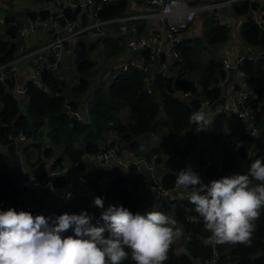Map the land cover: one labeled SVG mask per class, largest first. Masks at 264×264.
Here are the masks:
<instances>
[{
	"label": "trees",
	"instance_id": "obj_1",
	"mask_svg": "<svg viewBox=\"0 0 264 264\" xmlns=\"http://www.w3.org/2000/svg\"><path fill=\"white\" fill-rule=\"evenodd\" d=\"M128 1L104 3L97 11L98 18L110 20L122 17L128 11ZM231 10L239 17L246 16L248 12H261L264 27V3L246 1L233 5ZM79 14L80 7L63 10L67 21L79 20L80 25L85 26L88 16ZM27 16L31 20H46L50 14L40 11L30 12ZM224 17L227 19L228 16ZM12 21L6 18L0 23V64L12 60L17 50L21 25H12ZM241 24L240 36L244 43L250 47L264 48V29L250 15ZM145 30L146 22L142 20L137 33ZM230 34L229 25H220L213 13L203 14L202 35L187 38L179 44L177 50L180 59L174 62L171 73L154 75L150 92L145 90L143 74L138 70H113V66L121 60L123 51L119 42L128 34L102 36L93 44L80 36L76 41L74 58L71 59L75 71L71 80L44 67L40 73L41 87L30 80L24 84L25 102L14 93L13 80L0 83V210L15 208L17 211H31L33 215L48 216L49 210L44 212L45 207L36 210L33 206L21 204L19 198L23 192L11 191L19 181L25 163L38 178L47 174L49 169L64 166L63 174L53 178V188L69 191L71 198L69 204L61 205L53 215L87 210L98 217L101 210L92 206L96 196L105 199V207L114 204L115 200L133 213H144L147 198L141 193L145 184L143 174L137 173L133 167L126 171L125 176H111L98 171L87 173L86 165L81 163L83 156L95 154L108 146L127 149L146 158L155 155L156 164L164 162L166 168L164 173L159 174L165 190L173 189L180 169L188 167L189 162L193 171L210 181L238 172L246 174L253 161L264 160V111L257 110L259 103H264V56L254 61L245 59L239 66V70L249 74L254 83V94L247 104L256 112V136L249 137L240 129L233 128L227 114H215L203 133L200 153L196 155L194 139L189 131V116L198 107L199 100L217 101L226 78L221 58L212 56L203 60V55L208 50L213 52ZM101 45L105 59H112L106 67L111 79L93 82L92 52ZM141 55L146 60L147 52ZM186 92L191 95L181 101L177 95ZM126 110L129 120L124 121L120 114ZM76 111L81 113L83 120L73 116ZM46 127L49 146L42 148L41 139ZM20 134L25 136L27 142L17 141ZM154 134L161 139V145H156V141L151 142ZM111 135H115L116 139H109ZM139 137L150 141L143 143L145 151L140 150ZM205 155L215 162L204 170ZM51 156H54L52 160L49 159ZM193 208L186 198L175 195L153 209L174 217L187 236L183 247L178 248L180 251L174 244L170 246L168 259L163 264H197L212 257L213 246L220 254L219 264H264V209L256 221L250 246H212L206 242L210 233L204 230L202 219L199 224L187 219L190 215H197L194 210L186 211ZM64 235H74V232L70 230ZM128 251L129 259L123 264H135L131 251Z\"/></svg>",
	"mask_w": 264,
	"mask_h": 264
},
{
	"label": "clouds",
	"instance_id": "obj_2",
	"mask_svg": "<svg viewBox=\"0 0 264 264\" xmlns=\"http://www.w3.org/2000/svg\"><path fill=\"white\" fill-rule=\"evenodd\" d=\"M229 9L222 11L223 17ZM75 47L66 43L64 52L69 49L74 57ZM191 119L197 131L211 123L203 111ZM192 168L191 164L180 169L175 181L177 187L188 190L181 198L194 206L186 211L197 214L187 219L196 224L202 219L213 245L250 246L264 209V160L253 161L246 174L238 172L208 183ZM66 198H71L70 192ZM92 206L101 210L98 217L87 210L53 216L15 208L0 210V264H123L129 259L128 250L135 264H163L170 246L183 235L177 220L161 211L133 213L123 204L105 207L101 196L94 198ZM70 230L74 235H64Z\"/></svg>",
	"mask_w": 264,
	"mask_h": 264
},
{
	"label": "built area",
	"instance_id": "obj_3",
	"mask_svg": "<svg viewBox=\"0 0 264 264\" xmlns=\"http://www.w3.org/2000/svg\"><path fill=\"white\" fill-rule=\"evenodd\" d=\"M56 3V13L54 17L46 20H31L29 17L24 21L14 19L12 25H21L18 37H23L26 34L31 36H38L41 32H47L49 40L44 47H37L34 50V54L41 52L44 48L47 50L50 59L47 60L45 56L34 55L29 67V80L36 86L41 87L43 85L41 80V70L46 67L54 72H60V62L64 57L65 44L70 43L71 48L75 47V41L78 35L82 33H94L101 30L105 24H111L117 22H133L148 20L155 21L152 25L153 31L147 36L143 33L131 32L130 35L124 37V40L120 42L123 48L121 60L113 66L115 72L126 71L128 68H134L143 74L144 87L147 92L151 91L150 83L155 74H169L173 68V64L176 60L180 59V54L177 47L180 43H183L187 36L188 31L199 20L200 16L205 12L214 13L218 23L220 25L227 24L232 25L224 19L222 11L226 8H232L235 4L244 3L246 1L257 2L263 4L261 0H137L145 4L146 8L142 12H126L122 17L102 20L97 16V11L103 6L104 3L113 0H82L79 4H73L68 0H53ZM80 7L88 12L87 23L85 26L79 25V20L66 21L65 27L62 28L56 19L58 16L63 15L64 8H70L74 10ZM253 20L260 27L263 28V22L261 17L255 13ZM201 19V18H200ZM146 22V21H145ZM159 24V25H157ZM106 36V35H104ZM146 46L147 58H142L139 54L135 57L127 56L134 50ZM143 54V53H142ZM264 56V48L257 50L248 49L243 53L238 54L235 62H230L226 56L221 57V62L226 69L232 66L235 70V76L238 78V83L234 87V93L232 97V106L228 110L226 106H217L213 110L210 106L213 102L208 99H200L198 107L189 116L190 121V134L194 139V145L197 148H201V139L206 129L197 131V125L192 121L191 117L195 112L203 111L211 121L215 114L225 113L227 114L230 123L233 127L241 128V131L249 137H255L258 129L255 127L256 112L249 108L247 102L248 99L254 94V83L251 76L247 73L241 72L239 66L245 59L257 60ZM18 58L14 57L12 60L0 64V83L5 84L7 80H13L15 85L13 91L17 96V93L24 94L25 88L21 84L18 71ZM109 72L103 74L102 80L109 78ZM237 81V79H236ZM236 88V89H235ZM191 95L190 92L182 93L177 97L184 101ZM259 103L258 109L260 110L261 104ZM212 110V111H209ZM73 116L77 120H83L80 112L76 111ZM19 142H27V139L23 134H20L17 138ZM151 158L143 156H137L132 151L127 149H120L117 146H108L104 149H100L95 154L85 155L81 158V163L86 165L87 173L98 171L100 173H109L111 176L118 174V170H129L130 167L135 168L137 173L143 174L148 182V189L152 196V205L157 207L160 203L168 201L173 196H182V188L177 187L174 184L173 189L165 190L161 184V176L158 175L157 164L155 163L156 156L151 155ZM207 159V160H206ZM204 160L202 168L205 170L214 164L215 160L208 157ZM50 162V161H49ZM126 170V171H127ZM65 168L49 169L47 174L38 178L25 163L22 166L21 176L17 184L11 189L23 192V195L27 197L33 203H43L46 201V211L49 210V216H53L61 205H67L70 202V198H66L69 191H61L53 188L52 180L58 174H63ZM103 178L101 183H103ZM204 179L210 182L204 176ZM155 191H154V190ZM47 195V199L45 196ZM43 198V202H42ZM20 203L22 198H19ZM22 204V203H21ZM44 205V204H43ZM45 211V212H46ZM211 244V243H210ZM213 246V244H211ZM219 253L213 246V254L209 259H203L197 264H219Z\"/></svg>",
	"mask_w": 264,
	"mask_h": 264
},
{
	"label": "crops",
	"instance_id": "obj_4",
	"mask_svg": "<svg viewBox=\"0 0 264 264\" xmlns=\"http://www.w3.org/2000/svg\"><path fill=\"white\" fill-rule=\"evenodd\" d=\"M68 1L73 3V4H76V5L79 4L80 2H82V0H68ZM128 2H129L128 12H132V13L142 12L146 8L145 4L138 2L137 0H129ZM55 5L56 4L53 0H0V23H3V21L6 18H10L12 20L16 19V20L24 21L28 17L27 16L28 13L40 12V11L41 12L42 11L49 12V14H50L49 19H51V17L54 16V14L56 13V10H57V7ZM224 13H225V15L228 16L226 20H229L233 23L232 28H231V34H230L229 38L223 44H221L223 46H221L220 48H217V50H215V55L217 56V54L218 55L221 54V57L226 56L230 62H235V59L238 56V54L243 53L248 49L257 50L258 48L250 47V46L246 45L244 43V41L242 40V38L240 36V28H241L242 24H241L240 19H237L240 17L235 16L233 14L231 8L229 10H226ZM253 13H255L257 16L260 17L261 12L259 13L258 11H253ZM82 14L87 15V16L89 15L86 10L80 8V14L79 15L81 16ZM145 21H146V30H145V32H143V34L148 36L153 31L151 27L155 23V21H153V22L151 21L152 25L150 24V22L148 20H145ZM141 22L142 21H135L133 23L132 22H130V23L123 22L122 24L118 23L119 25L116 26L115 28H109V29L104 28V29H101L97 32H94L93 34L98 36L95 38V40L102 38V36H104V35H108V36H112V37H116V36H120V35L122 36L123 34L129 35L133 31H135L137 33L138 26L141 25ZM157 25H159V24H157ZM105 30H110V32L105 33ZM192 32H194L193 36L194 35L197 36L200 33H201L200 36L202 35V21L201 20H198L192 26V28L188 31L187 36H190L192 34ZM86 34L90 35V32H88ZM86 34L80 35V36L84 37ZM23 37L19 38V40H21V42L19 44H18V41L16 43L17 44V50L15 52V56H16V58L19 59L18 60L19 78H20L21 84L24 85L26 83V81H29V67H30V63L32 61V57L34 55H40V56L44 55L45 58L49 61L50 59H48V57L50 58V56H49V54L45 48L40 53L39 52H37L36 54L33 53L37 47H44L47 44V42L49 40V35L47 34V32H45V31L41 32L40 35L38 36V39H37V36H31L28 34H26ZM79 37H78V39H80ZM90 39H92V38H90ZM97 40L95 42H97ZM95 42H90V43L93 44ZM237 42H238V46H237ZM101 47H102V45H101ZM96 49H97V47H96ZM96 49H94V50H96ZM102 51H104V50H102ZM92 54H93V52H92ZM71 56H72V52L68 49L66 51V53L64 54V58H63L62 62L60 63V72H59L60 76L68 78L69 80H71L70 77H72V74L69 70V66L71 65ZM99 79L101 80V76ZM99 79H97V82H99ZM236 79H237V81L232 82L228 86V93H227V98H226V108L228 110L232 106V97H233V93H234V87H236V83H238V78L236 77ZM19 100L25 102V98L23 97V94ZM260 110L264 111V103L261 104ZM126 112H127V110H126ZM111 137H112V135L109 137V139ZM115 139H116V136L113 135L111 140H115ZM206 155L203 156V158H204L203 160L208 158V156H206ZM157 168H158V172L159 173L161 172V174L166 171L164 162L158 163ZM202 179L205 183H208V181L205 180L204 177ZM146 183H147V181L145 178V184H144V187L142 188L141 193H142V195H146L147 204L151 203V207L149 210H153L152 196H151V193L149 192V189H148V186L146 185ZM182 191H183V193L186 194V192L188 190H185L182 188L180 190V193ZM114 203L116 205L119 204V202L115 201V200H114ZM44 204L46 205V201L44 202ZM178 225L182 228V226L180 224H178ZM186 239H187V236L185 237V234L183 231V235L173 243L176 246L178 251H180V249L183 247V244H184ZM206 242L209 243V239ZM178 248H180V249H178Z\"/></svg>",
	"mask_w": 264,
	"mask_h": 264
},
{
	"label": "rangeland",
	"instance_id": "obj_5",
	"mask_svg": "<svg viewBox=\"0 0 264 264\" xmlns=\"http://www.w3.org/2000/svg\"><path fill=\"white\" fill-rule=\"evenodd\" d=\"M262 1H264V0H262ZM247 15H250L251 16V18L253 19L254 17H253V15L251 14V12H248V14ZM247 15L246 16H244V18L246 19V17H247ZM242 17H240V18H237V19H241ZM118 23H120V24H122L123 22H117L116 21V23L114 24V23H111L110 25L108 24H105V25H103L101 28L102 29H104V28H106V29H109V28H115L116 26H118L119 24ZM128 23V22H127ZM107 32H110V30H105V33H107ZM193 34H194V32H192V34L189 36V38H194V37H200V34H198L197 36H193ZM121 36V35H120ZM96 37H98V36H96L95 34H93V33H90V35L89 34H86L84 37H83V39L86 41V42H88V43H90V42H95L96 40H95V38ZM24 38V37H23ZM90 38H92V39H90ZM21 42V40H18V44ZM121 42V41H120ZM120 42H119V45H120ZM221 46H223V45H220V46H218L217 48H220ZM237 46H238V42H237ZM217 48L215 49V50H217ZM103 50V48L100 46H98L97 47V49L96 50H94L93 51V54H92V57H94L93 58V60H94V73H93V76L91 77L92 78V80H93V82H95L97 79H99L100 78V76L102 77V74H104V72L107 70V66H108V63L112 60H106L105 59V53H104V51H102ZM215 50L213 51V52H210L209 50L207 51V52H205L204 53V55H203V60H206V59H208V58H211L212 56H216L215 55ZM220 55V56H219ZM217 54V56L216 57H218V58H221V54ZM64 58V57H63ZM74 57L73 56H71V59H73ZM68 61V60H67ZM69 70H70V72H71V74H72V76H74V74H75V71H74V69H73V67H72V63H71V65L69 66ZM111 79V78H110ZM110 79H108V80H110ZM82 110V109H81ZM120 117L124 120V121H127V120H129V113H127L126 111H124L123 113H121L120 114ZM48 127V126H47ZM45 128V130H44V136L42 137V139H41V143H42V148H44V147H48L49 146V144H48V142H49V139H47L48 137H47V135H46V132H47V130H48V128ZM233 128H235V127H233ZM237 128V127H236ZM238 129H240L241 130V128L239 127ZM155 135V134H154ZM153 135V136H154ZM152 136V137H153ZM113 137V136H112ZM112 137L110 138V139H112ZM138 140H139V142H140V144H141V147H140V150H144L145 151V149H144V145H143V143H145V144H148L150 141H147V140H145L143 137H139L138 138ZM154 141H156V143H154V144H156V145H161V139H159L156 135L153 137V140H151V142H154ZM30 142V141H29ZM147 148H148V146H147ZM0 150H2V147L0 146ZM164 156V155H163ZM54 157V156H53ZM53 157L51 156L49 159L50 160H52L53 159ZM209 157V156H208ZM151 157H149V159H150ZM50 160H46L47 162H49ZM64 163V162H63ZM155 163H157V161L155 160ZM190 166H191V163L189 164ZM63 168H64V166H63ZM118 174H120V175H122V176H125L126 175V170L125 169H120L118 172H117ZM159 174H161V172L159 173L158 172V175ZM204 176H202L201 178H203ZM184 194V193H183ZM20 198H22V204L23 205H27V206H33L36 210H39V209H43L44 208V202H43V198H42V202L43 203H34V204H31L30 205V203H31V201L27 198V197H25V195H23L22 194V196H20ZM45 199H47V195L45 196ZM115 204V203H114ZM48 216H49V214H48ZM181 247V246H180Z\"/></svg>",
	"mask_w": 264,
	"mask_h": 264
},
{
	"label": "water",
	"instance_id": "obj_6",
	"mask_svg": "<svg viewBox=\"0 0 264 264\" xmlns=\"http://www.w3.org/2000/svg\"><path fill=\"white\" fill-rule=\"evenodd\" d=\"M56 4V3H55ZM54 17V16H52ZM60 24V26L62 28L65 27V24H66V19L64 16H58L56 18ZM147 47L146 46H142L141 48L137 49V50H134L133 52H131L130 54H128L127 56H132V57H135L139 54H142L146 51ZM226 71V78L224 79V81L222 82V93H221V96L219 97V99L217 101H215L211 106L210 108L211 109H214L215 107L217 106H226V98H227V93H228V86L232 83V82H235L236 81V77H235V70L232 66L230 67H227L225 69ZM17 96L20 98L22 97V94L21 93H17ZM65 110H67V107L65 108ZM200 153V148H197L196 150V155H198ZM146 185L148 186V182L146 183ZM151 207V203H148L145 210H144V213L150 211Z\"/></svg>",
	"mask_w": 264,
	"mask_h": 264
}]
</instances>
